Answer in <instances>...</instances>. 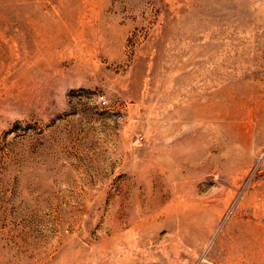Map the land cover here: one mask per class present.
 <instances>
[{"label":"rangeland","instance_id":"1","mask_svg":"<svg viewBox=\"0 0 264 264\" xmlns=\"http://www.w3.org/2000/svg\"><path fill=\"white\" fill-rule=\"evenodd\" d=\"M0 264H264V0H0Z\"/></svg>","mask_w":264,"mask_h":264},{"label":"built area","instance_id":"2","mask_svg":"<svg viewBox=\"0 0 264 264\" xmlns=\"http://www.w3.org/2000/svg\"><path fill=\"white\" fill-rule=\"evenodd\" d=\"M98 100H99V102H100L101 104H105L106 101H107V99H106V97H105V94H103V93L99 94V95H98Z\"/></svg>","mask_w":264,"mask_h":264}]
</instances>
